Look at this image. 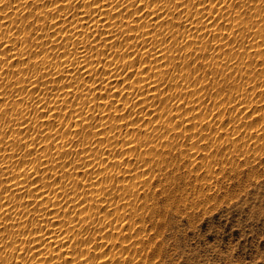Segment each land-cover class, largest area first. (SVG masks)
<instances>
[{"label":"rangeland","instance_id":"1","mask_svg":"<svg viewBox=\"0 0 264 264\" xmlns=\"http://www.w3.org/2000/svg\"><path fill=\"white\" fill-rule=\"evenodd\" d=\"M110 2L111 8L105 6V11L95 12L82 2L80 5L75 2L65 5L63 16L70 11L71 23L56 13L59 27H56L54 34L52 17L46 14L47 9L40 4V0H0V41L8 44V47H4L0 43V55L13 52L15 56V59L8 57L12 65L0 64V68L4 69L0 71V87L5 88V92L0 93L5 97V101L0 100V107L12 108V111L5 110L7 115L0 114V129H3L0 131V137H3L0 144L4 145L0 149V184L8 187L10 183L15 190V195L0 192V200L3 201L0 208L8 207L7 212L12 217L9 221L10 217L0 213V223L5 224L8 239L15 240L21 250L20 254L11 250L0 253V264H13L14 257L15 264H25V261L31 260L36 249L21 240H33V245L43 253L41 259L31 261V264H61L59 258L51 255L56 250L52 244L40 238L37 221L43 225L40 232L45 237L54 233L49 237L51 240L59 239L61 229L68 234L63 237L68 243L61 249V255L74 248V241L90 252L97 241L107 239L114 243L123 231L135 238L139 229L133 233V228L143 227L144 231L150 229L155 233L162 218L154 215L153 210L158 207L159 200L172 192L181 181L184 184L181 193L191 194L198 186H204L207 180L204 173L213 175L215 171H221L223 174L229 165L243 167L245 164V161L233 156L232 150L239 145L228 144L235 127L231 124L234 116L230 114L232 109L226 111L221 105L218 110L215 105L224 95L220 91L221 83L229 76L234 75L231 84L239 88L242 94L245 87L264 80V69L258 63L260 57L257 56L256 61L251 59L258 47L264 45L261 35L264 33V23L258 21L256 30L246 38L244 33L235 35L232 31L236 27L235 14L225 17L223 9L215 10L221 13L223 27L217 23L214 29L210 27L205 32L195 19L189 23L188 9L184 10V15L179 11L173 14L174 4L170 0H164L159 13L153 11L155 13L151 18L147 16V3L143 5L145 15L141 16L130 4L128 11L124 12L123 3L122 14L117 13L115 0ZM81 7L84 21L81 20ZM150 7L155 9L157 4L153 3ZM208 11L211 13L213 10ZM229 21L232 23L229 24ZM85 22L89 27H85ZM109 36L115 40V48L111 42L105 43ZM242 39L247 48L242 53L234 51L230 45L235 41L239 46ZM85 53L88 60H85ZM130 55L138 57V60L130 59ZM120 56L132 65L137 76L131 81L133 87H127V99L122 92L116 97L110 111L108 99L103 98L104 88L99 87L94 94L89 93V88L95 77L104 79L114 61L120 68L125 66ZM144 67L148 71L140 76ZM257 71L261 73L259 78L255 76ZM111 72L113 76H109L108 80L115 78L116 87H120L118 80L123 74L118 73L115 66L111 67ZM124 79L127 86L129 82L126 77ZM137 79L141 81L140 84H136ZM244 80H247V84L241 87ZM145 81H150L151 86ZM65 85L71 86L66 88ZM224 87L227 89L228 85ZM86 94L88 99L85 98ZM230 95H235V92ZM40 97L44 98L40 101L41 105L47 101L59 113L55 127L48 124L49 117H43V113L33 104ZM133 99L136 105L129 116L126 110L128 102ZM252 99L259 100V93ZM117 106L120 107L119 112L116 111ZM244 111L246 109L241 108L237 116ZM121 114L125 118L117 119ZM83 118H87L88 125L95 126L80 131L78 141L74 133L80 130ZM225 120L230 122L228 126H225L228 123ZM241 127L244 125L241 124ZM41 131L43 134L35 141L32 157L27 158L28 150L18 141L37 136ZM245 131L248 129L245 128ZM221 135L224 139H221ZM245 136L246 132H242L237 137V141L249 145L241 155H245L246 160L258 159L264 165V159L254 155L260 144L256 134L248 140ZM253 139L256 144L250 143ZM32 143L29 140V144ZM193 143L196 147L192 146ZM206 144L208 147H205ZM247 152L253 155L247 156ZM258 155L264 156V152ZM21 168L25 169V177L31 172H38V183L45 187L51 184L44 193L43 202L36 199L34 188L32 195H25L23 188L31 187L32 180L25 182L16 179ZM145 169L150 177L147 182ZM157 176L163 178V183L157 182ZM177 177L180 179L177 180ZM15 179L20 187L17 185L15 188ZM57 179L59 184L56 183ZM169 182L172 187L164 192ZM153 184L161 190L159 195ZM222 197L223 193H214L213 199L201 205L200 209L189 208L187 212L180 213L178 221L168 225L169 229H174L171 235L177 251L187 257V264H264V185L250 187L235 206L229 205L226 196ZM202 198L197 193L193 197V205ZM183 203L186 205L187 197ZM36 204L40 206L34 207ZM125 213L130 214L127 220ZM4 230L0 229V232ZM25 232L29 234L16 235ZM69 236L73 240H69ZM85 238L92 240L91 246L82 243ZM0 242L3 240L0 239ZM55 243L57 246L61 244ZM121 243L127 241L121 240ZM102 251L98 249L97 254L102 255ZM109 251L110 248L105 249V252ZM21 254L23 259L19 258ZM124 254L136 257L133 264L141 259L136 249L131 247ZM36 255L40 256L41 253L36 252ZM149 255V252H144L145 257ZM109 256L119 257L120 253L113 249ZM73 264H76V260H73ZM121 264H124L122 257ZM143 264H149V261L145 259Z\"/></svg>","mask_w":264,"mask_h":264},{"label":"snow or ice","instance_id":"2","mask_svg":"<svg viewBox=\"0 0 264 264\" xmlns=\"http://www.w3.org/2000/svg\"><path fill=\"white\" fill-rule=\"evenodd\" d=\"M73 2H75L77 5H80L82 2L84 5H87L92 12L105 11V6H108L109 8L112 7L110 0H40V4H42L43 7L47 9L46 14L52 17V24L54 26L52 31L54 34L56 27H59V22L56 19V13H59L61 16H63L64 6L71 5L73 4ZM163 2L164 0H115V11L117 13H121V4L123 3L124 12H127L128 5L130 4L133 8L137 9V11L141 16H144L145 12L143 5L147 3L149 5V11L147 16L148 18H151L153 11L159 13L158 10H160V5ZM170 2L174 4L173 14L179 11L181 15H184V10L188 9L189 23H191L192 20L195 19L196 24L201 25L205 32H208L210 27L214 29L217 23H219L220 26L223 27V21L220 19L221 13L216 12L215 11L216 9H223V15L225 17L233 16V13L235 14L233 16V19L235 20L236 27L233 28L232 31L235 33L236 36H240L241 33H244V36L248 38L249 34L250 33L252 34V32L256 30V23L258 21L260 23H264V0H170ZM153 3L157 4V7L155 9H152L150 7L151 4ZM189 5H191V8H189ZM230 8L231 11H229ZM208 9H212L213 11L210 13ZM83 11H84L83 7H81L80 12L82 14L81 15L82 21H84ZM197 14L199 18H197ZM214 15H215V20L213 19ZM63 18L64 19L71 18V12L69 11L68 15L63 16ZM200 18H202L203 23ZM71 19H69L70 23H71ZM113 21L115 22V17H113ZM136 23L139 24L140 21L137 20ZM231 23L232 21H229V24ZM248 25H251V27H248ZM85 27H89L88 23L86 22H85ZM161 27H163V25H161ZM193 27H195V25H193ZM120 30L123 33V28H121ZM149 31H152V29H149ZM81 35H83V33H81ZM261 35H262V41H264V33H262ZM97 39H99V37H97ZM117 39H119V37H117ZM220 39L223 38L221 37ZM109 42H111L112 46L115 48V40H113L111 36H109L108 39L105 41V43H109ZM0 43H3L4 47H8V44L4 43V41H0ZM89 46L94 48V45L90 44ZM230 46L233 48L234 51H238L241 53L244 49L247 48V44L245 43L244 39H242L239 42V46H237L235 41ZM0 52H2V49H0ZM255 53L256 55L252 56L251 59L256 61V57L259 56L260 60L258 61V63L261 69H264V45H260L258 47V51H256ZM84 55H85V60H88V54L85 53ZM117 55H119V52H117ZM10 56L13 59H15L13 52H8L7 54L0 55V64L12 65V60L8 58ZM120 59L124 60L122 56H120ZM130 59L138 60V57H131L130 55ZM90 62L91 61H89V63ZM27 63L28 61L25 62V64ZM77 63H79L81 67H84L83 63L80 62L79 60H77ZM233 63H235V60H233ZM124 64L125 66L123 68H120L119 64L114 61L113 65L110 66L109 72L104 75V79L95 77L93 84L89 88V93L92 94H94L99 87L104 88L103 98L108 99L107 107L109 108L110 111L113 109L116 97L120 96L122 92L125 93V99H127L126 96L127 87H133L131 81L133 77L137 76V72L132 67L131 64H129L126 60H124ZM113 66L116 67V71L118 73L123 74L118 80L120 87H116L117 81L115 78L113 80H108L109 76H113V73L111 72V67ZM15 67L16 66H12V68ZM45 67H47V65ZM3 70H4L3 68H0V71ZM21 71H23V69ZM28 71L31 72L32 69H28ZM85 71H87L86 68ZM147 71H148L147 67H144L139 73V75L143 76ZM225 72L227 73V65L225 66ZM129 73H131V75H129ZM255 76L259 78L261 76L260 71H257ZM124 77H126L127 81L129 82L127 86H125L126 81ZM233 78L234 75L229 76L221 83L220 91L224 92V95L220 97V102L217 105H215V107L219 110V108L222 105L226 111L232 109L230 114H234V116L233 119L231 120V124L235 125V127L233 128L234 133L231 139H229L228 144L231 145L235 143L239 145L238 148L232 151L234 157H236L241 161H245L243 167L233 164V165H229L228 168L224 169L223 174H221V171L219 172L215 171L213 175H208L207 172L204 173V175L207 176V180L205 181L204 186L202 188L198 186L196 188V191L191 192V194H189V192L181 193L180 189L184 187L183 181H181L180 184L172 192H169L168 195L164 196L162 199L159 200L158 207H156L153 210L154 215H157L162 218L161 223L159 224V227L157 228L155 233H152L150 229L148 231H144L145 229L143 227L133 228L132 230L133 233H137V230L139 229L138 234L134 235L135 238H133L132 235H129L127 231H123L120 233V238H117L114 243H110L107 239H105L104 242L97 241L95 246L91 247L90 252L86 250V247H82L81 243H75L74 241L75 244L74 248L69 249L68 252H64V255H61V249L66 247L68 243V241H65L63 239V237L68 234L63 229L60 230L59 239L61 240V244L57 246L55 241L49 238L51 235H54V233H50L49 237H45L43 235V232H40V227H43V225H41L40 222L37 221V225H38L37 232L39 233L40 238L47 240L48 243L52 244L53 248L56 249L55 252L51 254L52 257L59 258L61 264H73V260H76V264H97V262L98 264H113V262H115V264H121V257L124 260V264H133V260H135L136 257H130L129 255L124 254L125 250H129L131 247V249H136V252L139 253V257L141 258L137 262V264H143V261L145 259L149 261V264H164L165 261L167 262V264H187V257L184 256L183 253L178 252L176 243L172 242L173 237L171 235V231L174 229H169L168 225L174 224L175 221H178L180 219V213L187 212L189 208H193L194 210L200 209L201 205L206 204L208 203V201L213 199L214 193L215 194L223 193L222 199L226 196L228 198L229 205L235 206L236 203L239 201V199L245 195L246 191L250 187L257 185H264V165L260 164V161L258 159L246 160V156L241 155V153H245L244 149L248 148L249 145L246 143H241L240 140L237 141L238 135L242 132H246L245 137H247V140L253 134H256L257 138L260 141V144L257 146L258 150L255 152L254 155L256 157H260L261 159H264V156L258 155L259 153L264 152V138H261L264 137V80H261L259 83H253L251 86L245 87V92L242 94L239 88H236L234 85L231 84V80ZM145 82L150 84V81H145ZM29 83H31V80H29ZM140 83L141 81L137 79L136 84H140ZM237 83H240V81L237 80ZM105 84H107V86H105ZM225 84L228 85L227 89L224 87ZM246 84H247V80H244V83L241 84V87H244V85ZM70 86L71 85H65L66 88ZM250 88L252 89L251 91H249ZM233 91L235 92V95H230V93ZM3 92H5V88L0 87V93ZM258 93L260 95V99L253 100L252 98L255 97ZM17 98L19 99V97ZM85 98L88 99L87 94ZM43 99H44L43 97H40V99L33 101V104L35 105L36 109H38L40 112L43 113V117H49L48 124H51L53 127H55L56 117L57 115H59V113L55 112L54 108L50 107L49 102L47 101L43 105H41L40 101ZM56 99L59 98L57 97ZM0 100L5 101L4 95L0 96ZM20 102L21 104H23L22 99L20 100ZM180 103L183 104L184 101L181 100ZM134 105H136L135 99L128 102L126 115L129 116L131 115L132 107ZM241 108H245L246 111H244L243 114L237 116V113L240 112ZM8 109H11L12 111L11 107L8 108L0 107V114L7 115L5 110ZM29 110L31 111V109ZM116 111L117 112L120 111L119 106L116 107ZM73 115L76 114L73 113ZM43 117H41V119ZM214 117L216 118V116ZM116 118L123 120L125 118V115L121 114L118 115ZM13 119L15 120L16 117H13ZM25 120H27V117H25ZM83 120L84 122L81 125L80 130L74 133L78 141L80 140V131H87L88 127L95 126V125H88L87 118H83ZM215 120L213 121L215 122ZM225 121L223 122L224 125H225ZM135 122H136L135 118H133V123ZM61 123H63V121H61ZM229 123L230 122L228 121V123L225 126H228ZM241 124H243L244 127H241ZM85 125H87V127H85ZM105 126L107 127V121H105ZM8 127L10 128L11 126L9 125ZM176 127L179 128L180 125L177 124ZM73 128H75V125H73ZM245 128H247L248 131H245ZM0 131H3V129H0ZM249 132L251 133V135L249 134ZM41 134H43L42 131L39 132L37 136H29L28 139H21L18 141V143L23 145L24 149L28 150L27 158L32 157V153L35 151L36 148L35 141L38 139V136ZM199 135L200 133L198 132L197 136L199 137ZM221 139H224V136L221 135ZM0 140H3V137H0ZM29 140H31L33 143L29 144ZM200 142L203 143V140H201ZM101 143H103V140H101ZM250 143L256 144V140L253 139L250 141ZM192 146L196 147V144L193 143ZM3 147L4 145L0 144V149H3ZM205 147H208V145L206 144ZM65 155H68V153H65ZM246 155L252 156L253 153L247 152ZM177 159H179V157H177ZM113 166H115V163L113 164ZM216 169H218V167ZM197 171H199V169H197ZM23 173H24V169L21 168L17 173L16 179H23L25 180V182H27L28 179L32 180L31 187L23 188L25 195H32V189L34 188L36 199L43 202L45 200L44 193L48 190L49 187H51V184H48L47 187H45L44 184L38 183L37 182L38 172H31L27 177H25ZM144 175L146 177L145 182H147L148 179H150V177L147 176L146 169L144 170ZM213 176H215L214 181H213ZM176 179L179 180L180 178L177 177ZM49 180H51V177H49ZM225 181H227V183H225ZM157 182L163 183V178L157 176ZM56 183L59 184L58 179ZM217 185H219L220 187L217 188ZM19 186L20 185H18V187ZM170 187H172L171 182L168 183V185L163 189V191L168 192V188ZM188 187L190 189L191 185H189ZM153 188L156 189L155 184H153ZM156 191L158 195L161 192L160 189H156ZM0 192L5 194L11 192L13 195H15V190L11 187L10 183L8 187H3L2 184H0ZM197 193H199L203 198L197 201L195 205H193L192 200ZM185 197H187L186 205L185 203H183ZM0 203H3V201L0 200ZM33 206L39 207L40 205L36 204ZM44 207L45 210H47L46 204H44ZM177 209H179V212H177ZM85 211H87V209H85ZM0 213H3L5 216L10 217L8 220L11 221L12 217L7 212L6 209L0 208ZM110 213L111 212H109V215ZM200 214L201 215L203 214L202 210ZM129 218H130V214L125 213V220ZM83 222L84 221H78V223H83ZM112 223H115V221H112ZM185 223H187V220H185ZM28 227L30 229L31 225H29ZM0 229H5L4 231L0 232V239L3 240V242H0V253H8L9 250H11L12 253L20 254L21 250L19 246L16 244V241L8 239L6 235L7 229L4 223H0ZM72 230L75 231V228H73ZM45 231H47V229H45ZM141 233H143V235H141ZM28 234H29L28 232H25L23 234L16 233V235L18 236L28 235ZM158 237L159 239H157ZM69 240H73V237L69 236ZM121 240L127 241V243L122 244ZM21 242L25 243L26 245H32L36 249L31 257V260L25 261V264H31V261L41 259L43 253L40 250V248H37L35 245H33V240H27V241L21 240ZM82 243L85 246H91L92 240L90 238H85ZM109 248L110 251L105 252V249H109ZM98 249L103 250L102 255L97 254ZM113 249H115L117 252L120 253L119 257L109 256V253L112 252ZM25 250L27 251V248ZM145 251L149 252L151 255L145 257L144 256ZM36 252H40L41 255L37 256ZM19 258L23 259L24 257L21 254ZM13 264H15V257L13 258Z\"/></svg>","mask_w":264,"mask_h":264},{"label":"bare ground","instance_id":"3","mask_svg":"<svg viewBox=\"0 0 264 264\" xmlns=\"http://www.w3.org/2000/svg\"><path fill=\"white\" fill-rule=\"evenodd\" d=\"M166 10H167V9H166ZM155 12H156V11H155ZM155 12H153V13H155ZM15 15H19V14L16 13ZM15 17H18V16H15ZM26 33H27V32H26ZM24 34H25V33L23 32V35H24ZM25 37H26V36H25ZM26 38H27V37H26ZM8 41H9V40H8ZM43 61H44V60H43ZM57 70L59 71V70H61V69H57ZM58 71H57V72H58ZM90 71H91V70H90ZM62 98L64 99V97H62ZM61 100H62V99H61ZM56 101H57V100H56ZM56 101L54 102V104L56 103V105H57V104H58L57 102H59V101H57V102H56ZM62 101H63V100H62ZM14 136H15V135H14ZM13 139H14V138H13ZM45 145H46V144H45ZM47 147H48V146H47ZM63 148H64V147H63ZM25 168H26V167H25ZM29 170H30V169H29ZM31 170H32V169H31ZM31 170H30V171H31ZM24 171H25V169H24ZM30 171H29V172H30ZM33 171H34V169H33ZM11 173H12V172H11ZM14 174H15V173H14ZM26 174H27V173H26ZM16 175H17V174H16ZM24 175H25V174H24ZM28 175H29V174H28ZM26 176H27V175H26ZM15 180H16V179H15ZM15 180H14V181H15ZM19 181H21V180H19ZM21 182H22V181H21ZM22 183H24V182H22ZM22 183H21V187H22ZM12 184H13V183H12ZM18 184H19V183H18V181L16 180V183L14 182L15 188H17V185H18ZM11 186H13V185H11ZM19 187H20V186H19ZM6 210L8 211L9 208L7 207ZM63 239H64V238H63ZM65 241H66V240H65ZM55 242H57V243H61V240L56 239Z\"/></svg>","mask_w":264,"mask_h":264}]
</instances>
